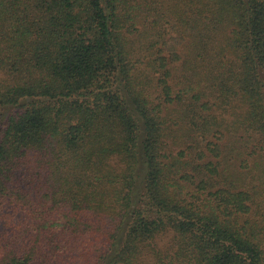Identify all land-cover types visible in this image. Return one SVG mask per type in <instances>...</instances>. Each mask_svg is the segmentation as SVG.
Segmentation results:
<instances>
[{"label":"trees","instance_id":"16d2710c","mask_svg":"<svg viewBox=\"0 0 264 264\" xmlns=\"http://www.w3.org/2000/svg\"><path fill=\"white\" fill-rule=\"evenodd\" d=\"M0 264H264V0H0Z\"/></svg>","mask_w":264,"mask_h":264},{"label":"rangeland","instance_id":"374dc122","mask_svg":"<svg viewBox=\"0 0 264 264\" xmlns=\"http://www.w3.org/2000/svg\"><path fill=\"white\" fill-rule=\"evenodd\" d=\"M178 79L174 77V82H177ZM226 101V99H225ZM244 109V104L238 98L234 96L230 97L228 104H223L222 106L216 107L214 111V117L217 121L215 127L219 129L220 132L223 133V143H225V149L222 159V169L226 170V176H229L230 180H233L234 184L241 185L245 183L246 189H253V186L259 188L260 182L259 180H254L253 174L258 171L257 169V156L250 151L247 152L245 147H242L245 152L240 153L239 148L231 149L228 146L230 145L229 140L238 133H244V127L234 126L232 124L233 118ZM213 132L202 131L197 135V139L201 144V149L206 145L207 142L217 141L212 138ZM246 135V133H245ZM203 138V139H202ZM241 142V141H240ZM199 146V144H198ZM197 146V147H198ZM199 149V148H198ZM196 150V148H195ZM252 154V155H251ZM255 175V174H254ZM244 179V182H240V180ZM247 182V183H246ZM255 213L253 212V215ZM255 216V215H254ZM260 218V217H258ZM161 241L162 246H166L168 243L167 238H163Z\"/></svg>","mask_w":264,"mask_h":264}]
</instances>
